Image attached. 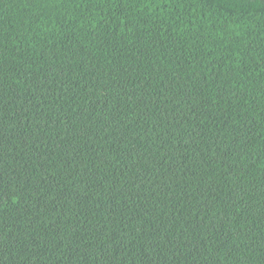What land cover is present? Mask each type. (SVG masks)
<instances>
[{
    "label": "trees",
    "instance_id": "trees-1",
    "mask_svg": "<svg viewBox=\"0 0 264 264\" xmlns=\"http://www.w3.org/2000/svg\"><path fill=\"white\" fill-rule=\"evenodd\" d=\"M0 264H264V0H0Z\"/></svg>",
    "mask_w": 264,
    "mask_h": 264
}]
</instances>
